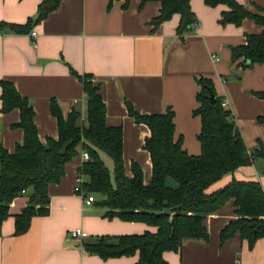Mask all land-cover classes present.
Instances as JSON below:
<instances>
[{
    "label": "crops",
    "instance_id": "0c3cea01",
    "mask_svg": "<svg viewBox=\"0 0 264 264\" xmlns=\"http://www.w3.org/2000/svg\"><path fill=\"white\" fill-rule=\"evenodd\" d=\"M41 0H0V24L23 26L33 19ZM251 13L264 16V0H235ZM114 0L106 8V0H61L57 7L23 32L0 29V82L11 84L25 98L33 112V124L39 142L56 139V122L49 113L54 100L63 117L71 110L85 116L81 83L76 76H88L99 87L105 107V124L121 128L124 174L130 177V164L141 170L147 184L151 168L148 154L142 149L148 134L126 114L129 104L140 114L173 112V137L181 139L188 155L200 152L197 135L198 88L195 77L209 79L214 94L225 102L242 142L251 153L260 145L264 149V100L254 93L262 91L264 67L258 64L241 69L231 62L230 50L244 44L245 36L257 35L264 28L251 18L239 26L218 24L223 4L207 6L203 0H189V8L197 27L182 41L175 36L178 14L162 21L154 31L150 20L158 14L159 3ZM33 31L34 47L29 33ZM71 71L74 73L72 74ZM1 95V86H0ZM19 121V111H1L0 147L12 154L23 139L22 130L12 127ZM79 149L64 165L57 184L47 186V214L32 217L27 230L14 235V217L26 206L24 194L15 196L8 205V216L0 224V264H134L137 253L111 259H100L83 251L82 244L104 237L154 233L155 228L140 222L107 218L95 200L85 205L74 191L77 170L84 162ZM263 163L255 160L238 168L212 184L207 193L216 191L231 180L257 182L264 190ZM111 175V174H110ZM166 184L175 187L171 179ZM87 196V195H86ZM95 199V198H94ZM232 201L206 216V241L186 240L178 252H164L166 264H264V238L256 239L249 248L238 235L219 244L220 231L236 219ZM86 234L71 239L74 230Z\"/></svg>",
    "mask_w": 264,
    "mask_h": 264
},
{
    "label": "trees",
    "instance_id": "16d2710c",
    "mask_svg": "<svg viewBox=\"0 0 264 264\" xmlns=\"http://www.w3.org/2000/svg\"><path fill=\"white\" fill-rule=\"evenodd\" d=\"M61 0H41L33 19L23 26L0 24V29L19 33L31 23L44 18ZM114 0H106L108 9ZM129 0H122L125 8ZM147 1L159 3L158 14L150 20L154 31L172 14L179 20L175 36L179 41L195 29L196 23L189 8V0H139V7ZM207 6L223 4L218 24L239 26L244 18L264 28V16L251 13L235 0H203ZM231 62L241 60V69L253 64L264 67V29L257 35L245 36L242 45L231 48ZM248 62V65L245 63ZM72 74H74L71 71ZM81 83L85 101V116L71 110L63 117L54 100L49 102V113L56 122V139L39 142L33 124V112L29 102L21 97L7 82H0L1 111H19V121L12 127L22 130L23 139L12 154L0 147V224L8 216V205L21 191L27 197L26 206L14 217V235L23 234L29 221L35 216L47 214V186L57 184L63 176L64 165L85 152L88 160L77 170L84 177L80 185L83 194L91 195L97 206L104 209L107 218L127 222H140L155 228L154 233L96 238L82 244L83 251L106 260L121 256L138 255L134 264H166L164 252H178L186 240L206 241L204 221L207 215L218 211L227 201H232L236 219L219 233V244L234 235L247 241L250 248L254 241L264 238V190L257 182L231 180L224 187L207 193L209 186L238 168L250 166L259 159L263 163L264 149L259 145L247 152L232 115L223 100L216 96L209 79L195 77L198 88L195 95L197 107L192 111L198 117L200 129L197 135L200 152L188 155L181 148V139L173 137V112L167 108L162 114H140L125 104L127 116L137 125L144 126L148 134L143 137L142 149L148 154L150 179L143 184L139 166L130 164V177L125 176L122 162L121 128L105 124V107L99 87L88 76H76ZM212 96L213 102L209 101ZM264 100L262 91L254 93ZM264 124V117L257 119ZM101 154L112 163L111 175ZM171 179L175 187L166 184Z\"/></svg>",
    "mask_w": 264,
    "mask_h": 264
},
{
    "label": "built area",
    "instance_id": "2783aa9c",
    "mask_svg": "<svg viewBox=\"0 0 264 264\" xmlns=\"http://www.w3.org/2000/svg\"><path fill=\"white\" fill-rule=\"evenodd\" d=\"M194 28L197 27V23H194L193 24ZM29 36L31 38V41H32V45L34 47V38L36 36L35 32L31 31L29 33ZM222 105H225V102L223 101ZM81 159L83 161H87L88 160V156L85 152H82L81 153ZM80 185H81V180L77 178L76 180V184H75V187H74V191L77 195H79V197L82 199L83 203L85 205H88L90 203H92L94 201L93 197L91 195H87L85 196L83 194V192L81 191L80 189ZM20 194H23V191L20 192ZM68 237L71 238V239H82V238H85L86 237V234L84 232H82L81 230H74L72 232H70L68 234Z\"/></svg>",
    "mask_w": 264,
    "mask_h": 264
},
{
    "label": "rangeland",
    "instance_id": "374dc122",
    "mask_svg": "<svg viewBox=\"0 0 264 264\" xmlns=\"http://www.w3.org/2000/svg\"><path fill=\"white\" fill-rule=\"evenodd\" d=\"M101 159H102L105 167L107 168V170L111 174V172H112V163H111V160L105 154H101Z\"/></svg>",
    "mask_w": 264,
    "mask_h": 264
},
{
    "label": "water",
    "instance_id": "95a60500",
    "mask_svg": "<svg viewBox=\"0 0 264 264\" xmlns=\"http://www.w3.org/2000/svg\"><path fill=\"white\" fill-rule=\"evenodd\" d=\"M248 64H249L248 62L245 63V65H248ZM209 101H210V102H213V98H212L211 95L209 96Z\"/></svg>",
    "mask_w": 264,
    "mask_h": 264
}]
</instances>
